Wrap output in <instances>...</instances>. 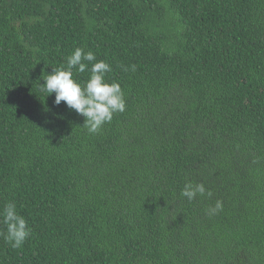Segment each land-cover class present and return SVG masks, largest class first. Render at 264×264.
<instances>
[{
	"label": "trees",
	"instance_id": "obj_1",
	"mask_svg": "<svg viewBox=\"0 0 264 264\" xmlns=\"http://www.w3.org/2000/svg\"><path fill=\"white\" fill-rule=\"evenodd\" d=\"M0 264H264V0H0Z\"/></svg>",
	"mask_w": 264,
	"mask_h": 264
}]
</instances>
